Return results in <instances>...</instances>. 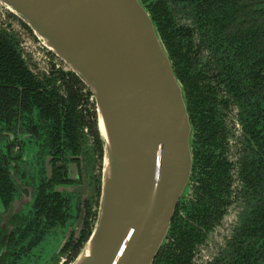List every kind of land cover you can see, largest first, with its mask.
<instances>
[{
    "label": "water",
    "instance_id": "water-1",
    "mask_svg": "<svg viewBox=\"0 0 264 264\" xmlns=\"http://www.w3.org/2000/svg\"><path fill=\"white\" fill-rule=\"evenodd\" d=\"M0 3L71 67L97 104L105 150L100 209L72 264H153L191 189L194 129L151 12L141 0Z\"/></svg>",
    "mask_w": 264,
    "mask_h": 264
},
{
    "label": "trees",
    "instance_id": "trees-1",
    "mask_svg": "<svg viewBox=\"0 0 264 264\" xmlns=\"http://www.w3.org/2000/svg\"><path fill=\"white\" fill-rule=\"evenodd\" d=\"M141 1L151 12L173 61L175 72L184 86L194 129L192 179L196 161V112L202 80L201 73L195 72L199 55L205 50L212 52L217 75L220 76L219 78L223 76L224 80L232 71L229 65H233L235 73H240L241 68L247 70V86L251 104L248 117L250 119V116H253L249 124V138L252 146L250 145V154L243 169L247 187L243 195L249 205L248 212L242 218L228 247L211 264H264V73L261 74L264 71V0ZM179 16L189 19L191 26L181 25ZM258 32H261L260 43L255 41ZM237 33L243 34V37H235L242 49L238 54L232 55L228 51L231 46L230 39ZM258 55L261 59L259 63L256 61ZM231 57L233 59H230ZM230 60H232L231 64ZM69 73H67L68 78L64 74L38 78L22 58L16 38L0 31V122L4 121L2 126L14 128L19 121L25 120L29 128L36 129V122L40 120L44 124L42 127L49 131V135L44 140V147L52 140L55 145L62 144L59 140L63 134L64 138L68 139L67 144L74 148V140L79 139V127L85 123L84 113L78 108L84 98L93 96V92L88 88V95L84 97L81 92L84 81L75 72ZM60 79L61 82H59ZM241 83L239 79L233 86L240 88ZM63 87L66 90L65 93L62 92ZM94 117L96 118L94 124H96L97 112H94ZM98 139L101 144L100 154L104 157V142L99 133ZM214 142L213 136H205L203 147L212 145V148ZM15 145V143L7 145L0 142V198L6 205L14 199L18 190L10 170L13 168L11 160L15 157L21 158L19 155L11 156ZM4 147L9 149V153L5 155L6 159L1 154V149ZM213 151L215 157L212 156ZM200 153L203 154V160L215 161L219 165L214 148L205 149ZM41 161L44 163L42 157ZM207 176L215 179L217 173L209 174L208 171ZM223 183L224 181L218 177L204 192L206 201L187 206L191 211L188 213V218L200 223L207 231L223 215V210L219 208L226 203L223 198L224 192L218 193L215 189L220 188ZM58 184L56 176L49 179L45 177L40 187L43 199L32 211V217L33 215L34 217H16L15 226L20 227L28 220L30 228H34L36 237L41 239L45 232L44 227H52L56 222L64 220L69 199L56 190ZM99 194L101 195V190ZM187 195L182 197L180 203ZM214 200L217 210L213 209ZM92 215L90 210L82 236L77 244H73L78 250L74 260L92 235L95 220L90 218L97 217L98 214ZM44 220L46 224L42 226ZM205 230L192 226L188 220L179 215L177 208L167 241L153 264H189L197 243L205 237ZM32 235L33 233H29V230L25 232V230L15 229L12 233H8L0 227V250L4 246L7 249L0 257V264H8L11 256L19 257V253L23 250L30 249L33 244L22 242H26L25 238Z\"/></svg>",
    "mask_w": 264,
    "mask_h": 264
},
{
    "label": "flooded vegetation",
    "instance_id": "flooded-vegetation-1",
    "mask_svg": "<svg viewBox=\"0 0 264 264\" xmlns=\"http://www.w3.org/2000/svg\"><path fill=\"white\" fill-rule=\"evenodd\" d=\"M5 8L0 4V31L16 38L22 58L32 73L38 78L56 77L62 74L68 78V75L70 76L69 72L73 71L71 67L48 49L29 25L16 14L11 11L10 13H4L3 10ZM178 19L181 25L191 26L192 24L185 17L179 16ZM261 32L257 33L255 40L257 43L261 41L259 37ZM235 37H243V34L237 33L231 37V46L228 51L232 55L238 54L242 49V47H239ZM230 59L233 58L231 57ZM231 61H229L230 64ZM256 61L258 63L261 61L259 55ZM229 67L232 69L230 75L227 78L225 77V80L223 76L219 78L220 76L217 75V69L214 64V56L208 50L201 52L195 66V72H200L202 77L199 103L196 102L198 109L196 112L195 171L191 189L187 197L181 203L179 202L177 208L179 215L185 218L186 221L188 220L192 226L205 230L200 223L188 218L190 210H188L189 207L187 206L206 201L204 192L210 184L213 185V182L218 177L224 183L220 188L215 189L218 193L219 191L224 192L223 198H225L226 203L219 208V210H223L220 220L215 221L214 226L209 231L205 230L204 239L197 243L192 261L189 264L213 263L220 253L228 247L229 242L241 224L242 218L248 212L249 205L243 195L247 188L243 177V169L250 154V145L252 146L249 138V124L252 122L253 116L251 115L250 119L248 117V109L251 106L247 86L248 73L243 68L240 69V73H235L233 65H229ZM67 73L69 74L67 75ZM263 73L264 71L261 72V74ZM239 79L242 82L240 88L238 86L234 87L233 85L238 83ZM59 82H61V79ZM88 88V85L84 82L83 86H81V92L84 97L88 95ZM62 92H66L64 87ZM78 109L80 112L83 111L85 123L79 127V139L74 140V148L67 144L68 139H65L63 134L59 140L62 144L55 145L52 140L44 147V140L49 135V131L47 132L42 127L44 124L40 120H36V129L29 128L30 126L25 120L19 121L14 128L4 127L2 126L4 121L0 122V142L7 145L15 143L11 156H21L20 159L15 157L11 160L13 168L10 170L18 190L14 199L8 205L0 198V227L8 233H12L15 229L25 230V232L29 230V233H33L32 236L27 237L28 239L25 238L26 242H22L24 244H33L31 248L26 251L23 250L19 253V257L11 256L8 264H27L28 261L30 262L33 249L42 244L47 235L58 228L63 229V237L49 264H72L78 252L77 247L73 244L79 242L86 227L90 210L91 214H93L92 216L94 214L99 215L104 157H101L100 154L98 109L94 97L84 98ZM94 112H97L96 124H94V120H96ZM35 118L36 113L34 112ZM62 132L64 133V131ZM208 135L215 138L212 148L216 152L219 165L215 161L203 160V154L200 153V151H205V149H212V145L206 148L203 147V138ZM8 153L9 149L7 147L1 149L4 159H6L5 155L7 156ZM212 154L214 156V151ZM41 157L44 163H42ZM208 171L209 174L217 173L215 179L208 178ZM53 176H56L59 182L56 190L62 192L69 199V204L66 207L65 219L56 222L52 227H44L45 232L40 239L36 237L34 228H30L28 220L20 227L15 226L14 220H16V217H32V211L35 210L39 201L43 199V195L40 193L43 179L45 177L49 179ZM100 190L101 195L99 194ZM22 200H26L23 205L21 203ZM236 203L240 204L241 210H235V214H231L230 209L234 208ZM212 204L213 209L217 210L215 200ZM12 205L16 206L15 211L11 217L5 220V216ZM98 215L90 218V220H95V225ZM45 224L46 220L43 221L42 226ZM221 227L223 230L226 229L228 231L224 238L223 236L222 238H217L216 234ZM212 237H214L215 243L211 240ZM34 241L37 242L34 243ZM218 243L221 244L218 250L211 254L205 249L208 244ZM6 250V246L0 250V257ZM23 259L25 263H23Z\"/></svg>",
    "mask_w": 264,
    "mask_h": 264
},
{
    "label": "rangeland",
    "instance_id": "rangeland-1",
    "mask_svg": "<svg viewBox=\"0 0 264 264\" xmlns=\"http://www.w3.org/2000/svg\"><path fill=\"white\" fill-rule=\"evenodd\" d=\"M34 32V31H33ZM33 34V33H32ZM26 202V200H22V205ZM28 206V204H27ZM22 207V206H21ZM0 209H1V204H0ZM231 214H235V210H241L240 204H235L234 208H231ZM220 231L216 234L218 237L217 238H224V235L227 233L226 229L223 230L221 227L219 229ZM63 229L58 228L54 232L52 231L49 233L46 237V239L43 241L42 244H39L37 247L33 249V255H32V260L30 262L28 261L27 264H49L50 261L52 260L53 254L56 252L58 245L60 241L62 240L63 234H62ZM215 237V236H214ZM214 237L211 238V240L215 243L216 241L214 240ZM224 240V239H223ZM221 244H208L205 249L211 254L212 252H215L218 250V247ZM23 263H25V260L23 259Z\"/></svg>",
    "mask_w": 264,
    "mask_h": 264
},
{
    "label": "bare ground",
    "instance_id": "bare-ground-1",
    "mask_svg": "<svg viewBox=\"0 0 264 264\" xmlns=\"http://www.w3.org/2000/svg\"><path fill=\"white\" fill-rule=\"evenodd\" d=\"M100 128H101L102 133L105 135V129H104V125H103L102 119H100Z\"/></svg>",
    "mask_w": 264,
    "mask_h": 264
},
{
    "label": "built area",
    "instance_id": "built-area-1",
    "mask_svg": "<svg viewBox=\"0 0 264 264\" xmlns=\"http://www.w3.org/2000/svg\"><path fill=\"white\" fill-rule=\"evenodd\" d=\"M0 4H1V3H0ZM1 5H3V4H1ZM3 6H4V5H3ZM4 7H5V6H4ZM3 11H4V13H5V12H9V13H10V10H9L8 8H5ZM12 13H13V12H12Z\"/></svg>",
    "mask_w": 264,
    "mask_h": 264
}]
</instances>
